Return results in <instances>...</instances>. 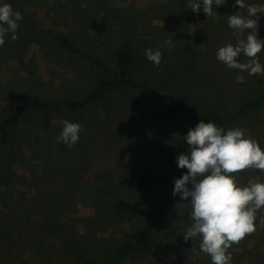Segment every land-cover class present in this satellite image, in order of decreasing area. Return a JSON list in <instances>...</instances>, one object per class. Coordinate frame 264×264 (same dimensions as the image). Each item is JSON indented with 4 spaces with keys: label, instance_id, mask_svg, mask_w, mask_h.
Listing matches in <instances>:
<instances>
[{
    "label": "rangeland",
    "instance_id": "rangeland-1",
    "mask_svg": "<svg viewBox=\"0 0 264 264\" xmlns=\"http://www.w3.org/2000/svg\"><path fill=\"white\" fill-rule=\"evenodd\" d=\"M5 2L22 13L25 25L33 21L66 33L110 67L121 36L142 51L160 48L163 57L180 67L177 93L200 109L210 105L227 112L264 88V74L244 73V82L238 83V70L228 69L216 59L219 46L235 43L228 16L246 14L234 0L217 6L218 14L209 17L202 10L193 13L186 0ZM257 36L264 39V15L258 20ZM165 40L172 45H165ZM257 55L264 64V51ZM248 59L239 57L241 62ZM99 73L93 64L34 39L24 28L22 33L16 32L15 39L6 36L0 45V116L12 107L5 97L9 89H30L50 97L78 95ZM139 97L141 100L133 95L124 100L111 98L109 109L102 102L77 117L56 116L49 131L28 126L21 133L29 134L31 146H19L13 159L0 151V264H59L42 250L56 243L59 229L76 232L79 238L86 234L90 246L100 247L106 239L121 238L145 222L143 217L112 211L110 201L125 199L151 209L160 205L163 186L137 193L119 180L131 171L167 173L178 156L174 138L195 124L178 116L161 119L155 114L156 105ZM65 118L82 125L72 147L56 139ZM240 128L264 150V105ZM70 163L83 164L82 171L73 170ZM232 175L240 185L264 181V172L254 168ZM190 211V204L176 196L166 214L173 221L168 235L157 229L152 234L153 253L128 255L119 264H212L200 251L198 236L183 237L191 225ZM62 225L66 228H59ZM254 227L255 231L228 249L232 264H264V208L257 212Z\"/></svg>",
    "mask_w": 264,
    "mask_h": 264
},
{
    "label": "trees",
    "instance_id": "trees-1",
    "mask_svg": "<svg viewBox=\"0 0 264 264\" xmlns=\"http://www.w3.org/2000/svg\"><path fill=\"white\" fill-rule=\"evenodd\" d=\"M24 28L34 39L93 64L101 70V73L95 76L88 89L78 95L50 97L30 89H22L18 92L12 89L6 91L5 97L12 103V107L0 116V151L5 152L6 158L17 157V148L21 145L31 146L29 134L26 131L21 133L28 126L33 125L40 130L49 131L53 127L54 117L81 116L88 108L96 107L102 102H105L109 109L111 98L118 97L124 100L133 95L140 99L141 96L151 103V106L156 105L155 114L161 119L178 116L189 119L194 124L201 119L205 122L211 119L217 126L225 129L240 127L249 115L257 112L264 105L263 88L230 111L224 112L221 108L210 105L200 109L177 93L176 88L181 85V70L173 60L162 56L157 66L146 59L144 51L139 46L124 36H121L114 46L113 65L110 67L99 55L77 44L66 33L52 31L41 23L33 21L25 25L22 19L16 32L22 33ZM183 135L178 134L174 138V146L178 154L187 148ZM70 165L77 172L83 169V164L80 167L71 163ZM186 171V168L181 169L175 164L167 173L154 175L131 171L120 178V184L137 193L146 192L158 185L165 189L160 205L153 209L125 199L108 202L112 211L145 218V222L138 230L124 233L125 235L118 239L111 237L102 240L104 244L95 247V245L90 246L92 242L88 240V235L84 234L83 240V236L79 238L76 232L70 233L66 229H59L56 243L49 244L42 250L56 258L59 264H119V261L129 257L128 255L140 257L143 252L152 254L154 230L157 229L168 235L169 228L173 224L166 214L176 197L171 194L174 178ZM59 228L66 227L62 225Z\"/></svg>",
    "mask_w": 264,
    "mask_h": 264
},
{
    "label": "clouds",
    "instance_id": "clouds-1",
    "mask_svg": "<svg viewBox=\"0 0 264 264\" xmlns=\"http://www.w3.org/2000/svg\"><path fill=\"white\" fill-rule=\"evenodd\" d=\"M227 0H186L193 13L203 11L206 17L216 16L217 6ZM246 14H230L227 26L233 30L235 43L225 42L215 52L216 59L226 68L238 70L235 80L243 83L247 75L264 74V64L257 55L264 51V39L257 36L258 20L264 15V0L248 4L246 0H234ZM215 5V7H213ZM22 13L12 5L0 0V45L6 36L16 38ZM171 46V40H165ZM146 59L159 65L160 48H145ZM243 55L249 59L241 62ZM62 129L56 137L58 142L72 147L79 139L82 125L68 119L62 120ZM187 144L185 151L176 157L177 167L187 171L174 178L171 194L179 196L191 206V225L184 239L199 237L200 251L210 257L212 264H232L228 249L246 234L255 231L256 214L264 208V181L240 185L234 173L247 168L264 172V150L258 142L245 135L240 127L225 129L211 119L199 120L183 135Z\"/></svg>",
    "mask_w": 264,
    "mask_h": 264
}]
</instances>
